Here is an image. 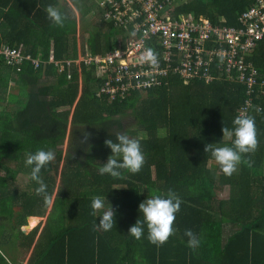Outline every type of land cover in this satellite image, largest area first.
<instances>
[{"label":"trees","instance_id":"16d2710c","mask_svg":"<svg viewBox=\"0 0 264 264\" xmlns=\"http://www.w3.org/2000/svg\"><path fill=\"white\" fill-rule=\"evenodd\" d=\"M170 1L177 14L233 27L253 2ZM107 3L0 0V47L40 59L0 61V252L32 250L27 264H264V39L248 59L259 75L251 89L236 72L209 83L174 76L167 85L110 100L98 97L105 76L80 61L87 54L104 57L113 47L117 28L105 22ZM48 6L66 17L63 26L48 20ZM169 12L175 16L171 10L163 16ZM244 107L255 118L257 148L226 176L205 145L231 146L233 137L222 128L230 130ZM121 132L140 141L144 164L135 174L100 175L111 154L104 141L115 142ZM41 149L54 153L41 170L47 204L24 165L28 153ZM22 175L24 189L16 182ZM226 188L228 197L220 198ZM169 189L181 200L174 234L160 247L148 242L146 229L139 240L128 235L139 203ZM93 196L105 197V208L114 210L107 232L91 214ZM51 204L45 225L26 235L27 220L44 217ZM189 229L201 240L195 250L186 245ZM1 253L0 264L18 263Z\"/></svg>","mask_w":264,"mask_h":264},{"label":"built area","instance_id":"2783aa9c","mask_svg":"<svg viewBox=\"0 0 264 264\" xmlns=\"http://www.w3.org/2000/svg\"><path fill=\"white\" fill-rule=\"evenodd\" d=\"M107 4L104 19L114 23L121 35L104 57L83 59L106 78L98 97L126 98L167 85L166 79L174 76L209 83L236 72V80L248 89L256 85L258 71L248 59L264 39V0H253L239 15L236 27L223 25V19L214 25L206 18L177 14L170 0H108ZM170 10L175 16L170 12L163 16ZM146 48L155 53V66L141 62ZM24 60L40 62L12 47H0V61L21 65ZM240 114L247 115V108Z\"/></svg>","mask_w":264,"mask_h":264},{"label":"clouds","instance_id":"9594fccd","mask_svg":"<svg viewBox=\"0 0 264 264\" xmlns=\"http://www.w3.org/2000/svg\"><path fill=\"white\" fill-rule=\"evenodd\" d=\"M45 11L48 20L52 24L63 26L66 17L59 10L48 6ZM116 32L117 38L121 33L118 29ZM116 38L111 44L113 47H111L110 51L117 44ZM87 56L92 55H83L80 61H83ZM29 58L32 60L38 59ZM140 59L141 62L146 61L153 66L157 63L156 55L151 48H146ZM255 111L260 113L262 109L256 107ZM231 123L232 128L230 130L222 128L223 134L227 133L233 137L231 146L213 147L212 144H207L204 149L205 152H210L211 157L226 176L232 175L237 170L242 156L254 153L257 148L256 126L253 116L240 114ZM104 144L110 149L111 154L107 157L106 162L102 163V166L98 168L100 175L107 174L110 177L118 178L121 175V170H126L130 174L138 173L141 170L144 164V154L138 139L130 138L126 133L121 132L115 135V142L112 139H106ZM53 159L54 153L51 150L45 151L41 149L28 153L24 160L25 167L30 169V179L38 185L35 191L37 195L43 197L45 204L49 203L50 200L46 192V185L41 179V170L46 168ZM105 199V197L93 196L90 202V209L92 215L96 216V218L100 217L97 223L99 228L107 232L113 228L114 210L112 207L105 208ZM180 204V198L171 189L164 195H154L151 198L144 199L138 205L139 217L129 227L127 234L133 239L139 240L146 229L148 242L156 247L162 246L174 234L173 221L176 213L180 210ZM98 212L100 213L99 215H97ZM184 235L187 237L186 245L188 248L195 250L200 246V238L190 229L185 230Z\"/></svg>","mask_w":264,"mask_h":264},{"label":"rangeland","instance_id":"374dc122","mask_svg":"<svg viewBox=\"0 0 264 264\" xmlns=\"http://www.w3.org/2000/svg\"><path fill=\"white\" fill-rule=\"evenodd\" d=\"M173 6L174 7H176L174 4H173ZM73 10H74V8H72ZM78 13V12H77ZM184 15H187V14H184ZM117 35V34H116ZM80 36H85L84 35V33L81 31L80 32ZM116 38V37H115ZM114 38V39H115ZM189 81H191V80H186V81H183L184 83H187V82H189ZM132 124V123H131ZM67 143H68V140L66 139V141H65V143H64V145H63V147H62V149H63V151H65L66 149H67ZM27 181H28V178H27V176H24V175H22V176H20V177H18L17 179H16V182H17V185H19V186H21L20 187V189H24V187L26 188V185H27ZM60 181H59V178H58V183H59ZM219 197L220 198H223V199H226L227 197H228V190H227V188L226 189H224V190H222L220 193H219ZM53 200H54V197L52 198V202H53ZM52 205L53 204H51V206L48 208V210H47V212H46V214H45V216L44 217H42V218H35V222H34V224H33V226L31 227V229L29 228L28 230H26L25 229V227H23L22 228V230L23 231H25L26 233V235L27 234H29V233H31L34 229H36L37 227H40V229L45 225V223H46V219H47V217H48V215H49V212L51 211V209H52ZM29 219L27 220V225H29ZM231 231H232V228L230 227V228H228V230H227V232H225L226 233V235L227 234H230L231 233ZM6 232L7 233H11L12 232V229H11V227L9 226V225H6ZM11 240H12V238H11ZM32 251V250H31ZM31 251L29 252V253H27V252H25V253H23V251H19V248H17L16 250H14L13 252H11L12 254H11V256L10 255H8V254H6V253H1L3 256H5L6 255V257H7V259H9L10 261H11V258H15V259H17V264H27V262H28V260H29V258H30V255H31ZM5 254V255H4Z\"/></svg>","mask_w":264,"mask_h":264},{"label":"bare ground","instance_id":"6f19581e","mask_svg":"<svg viewBox=\"0 0 264 264\" xmlns=\"http://www.w3.org/2000/svg\"><path fill=\"white\" fill-rule=\"evenodd\" d=\"M30 221H29V225H28V228H26L27 230L30 228L31 229V227L33 226V224H34V222H35V218H30L29 219ZM34 227V226H33Z\"/></svg>","mask_w":264,"mask_h":264},{"label":"crops","instance_id":"0c3cea01","mask_svg":"<svg viewBox=\"0 0 264 264\" xmlns=\"http://www.w3.org/2000/svg\"><path fill=\"white\" fill-rule=\"evenodd\" d=\"M74 11L76 12V15L78 14L77 11L74 9ZM78 17V15H77ZM78 30L80 31V27H78ZM81 55V54H80ZM82 57V56H81Z\"/></svg>","mask_w":264,"mask_h":264},{"label":"water","instance_id":"95a60500","mask_svg":"<svg viewBox=\"0 0 264 264\" xmlns=\"http://www.w3.org/2000/svg\"><path fill=\"white\" fill-rule=\"evenodd\" d=\"M29 219H30V218H29ZM26 228H28V225H27V226H25V229H26ZM26 230H27V229H26ZM23 232H24V233H26L25 231H23Z\"/></svg>","mask_w":264,"mask_h":264}]
</instances>
